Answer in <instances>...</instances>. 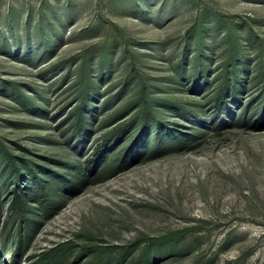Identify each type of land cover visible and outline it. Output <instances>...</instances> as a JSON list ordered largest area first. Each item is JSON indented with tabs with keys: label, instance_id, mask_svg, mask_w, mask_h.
Returning <instances> with one entry per match:
<instances>
[{
	"label": "rangeland",
	"instance_id": "obj_1",
	"mask_svg": "<svg viewBox=\"0 0 264 264\" xmlns=\"http://www.w3.org/2000/svg\"><path fill=\"white\" fill-rule=\"evenodd\" d=\"M0 264H264V0H0Z\"/></svg>",
	"mask_w": 264,
	"mask_h": 264
},
{
	"label": "trees",
	"instance_id": "obj_2",
	"mask_svg": "<svg viewBox=\"0 0 264 264\" xmlns=\"http://www.w3.org/2000/svg\"><path fill=\"white\" fill-rule=\"evenodd\" d=\"M15 258H16L15 256L12 257V260H13L14 262H15Z\"/></svg>",
	"mask_w": 264,
	"mask_h": 264
}]
</instances>
